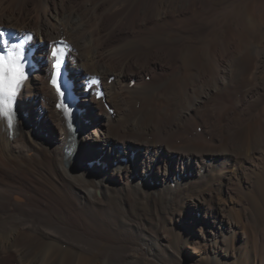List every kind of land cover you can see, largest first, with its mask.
<instances>
[{
  "label": "bare ground",
  "instance_id": "6f19581e",
  "mask_svg": "<svg viewBox=\"0 0 264 264\" xmlns=\"http://www.w3.org/2000/svg\"><path fill=\"white\" fill-rule=\"evenodd\" d=\"M241 6L0 0V36L31 33L36 64L24 68L14 126L0 118V264H183L168 238L177 222L197 232L184 213H202L210 240L225 226L227 254L241 239L238 210L246 263L264 264V49L229 38ZM59 45L79 98L74 133L50 84ZM223 194L234 207L215 202ZM205 254L195 247L188 264Z\"/></svg>",
  "mask_w": 264,
  "mask_h": 264
},
{
  "label": "rangeland",
  "instance_id": "374dc122",
  "mask_svg": "<svg viewBox=\"0 0 264 264\" xmlns=\"http://www.w3.org/2000/svg\"><path fill=\"white\" fill-rule=\"evenodd\" d=\"M222 1H224V0H222ZM250 1L251 0H239L240 5L242 4V6H241L242 9L240 8V11L238 12V14L233 19L232 25L230 27H227L226 29H228V35H229V38L232 40L234 47H238V46L241 48L248 47L249 49H250V47H255L256 48L255 51L256 50L260 51V50L264 49V2H263L264 0H262V1L261 0H252L251 1L252 4ZM148 78L149 77H147V80H149ZM238 93H240V92H238ZM238 93L236 94V97L238 96V98H241L242 93H240V94H238ZM106 106H107L106 108L109 109V111L111 112V115L115 114V108H110L109 105H106ZM248 123L251 125L252 122L249 121ZM96 128L101 129L100 125L98 123H95L91 127V131H93V134H97L96 131L99 132L98 134H101V132L98 129L95 130ZM200 130L201 129H199V131ZM207 138L209 139L210 137H207ZM127 162H128V160H127ZM92 165H90V166H92ZM225 166H226L225 168L228 169V168H231L233 165H229V166L225 165ZM141 173H142V170H141ZM234 173L237 177L240 176L239 177V180L241 181L240 183L244 188H246L247 184H246V180L244 177V173L242 171H240V169H235ZM98 194H99V192H98ZM218 199H220V200H218ZM217 200H218V202H217ZM219 201L225 202V205L228 207H230V205L233 207L235 206V205H232V203H231L232 198L229 197L228 194H225V195L223 194L222 196H220L219 198H217L215 200V202L217 204L219 203ZM208 204L213 205L214 202L209 201ZM236 209L238 210L239 208H236ZM238 211H239V213H238ZM238 211L235 212V217L238 215L236 218L240 222L238 221L239 223H238V226H236V228L240 232L242 231L241 233H239V234H241V239L236 240L237 242L233 241V244H231V246L229 247L230 249H229V251H227V254H226V251H224V249L227 248L226 245L224 244V242L227 239L230 240V238H228V236H230V232L225 230V226H222V228H219L221 232L219 231V236L217 235V237H214V240L212 239L213 236L211 234V237H209V238H211L212 240H210V239H208V236H210V235H207V233H206V228H208L209 225H208V223L207 224L203 223V221L201 220L202 219V213L201 212H197V213L196 212H192V213L189 212L187 214L184 213L183 218L187 217V219H189L190 221L193 220L194 218L197 219L198 222L195 225L197 232L194 234V232H192V230L190 228H184L185 224H183L182 222H177L176 225H178V228L180 229L181 232L174 233V235L171 234V236L168 238L171 242V245L181 254L183 264H186V263L188 264V263L192 262L191 255L193 254V250L195 247L206 249V254H205L206 259L204 260V264H211V263L212 264H235V263L236 264H247L246 258L244 257V252L242 250L243 248H240V247L243 246V242H244L242 240V239H244L243 231L244 232L248 231L247 229L249 227V223H248V219L246 218V215H245V217L243 215L244 211H241V210H238ZM222 231L225 232L227 237L223 236ZM249 231H250V229H249ZM202 232H203V234H202ZM209 233H210V231H209ZM187 235H190L189 238L188 237L185 238ZM193 237H194V239H193ZM175 238H179L180 240L178 242H174ZM137 246L138 245H136V246L134 245L133 248L136 249ZM237 250H238V252H237ZM235 258L237 259V261ZM244 259H245V261H244ZM6 260H7V262H11V264H17V262L13 261V259L11 258L10 255L9 256L7 255ZM60 261H61V259L55 260V263L60 264L61 263Z\"/></svg>",
  "mask_w": 264,
  "mask_h": 264
},
{
  "label": "snow or ice",
  "instance_id": "6c2138e0",
  "mask_svg": "<svg viewBox=\"0 0 264 264\" xmlns=\"http://www.w3.org/2000/svg\"><path fill=\"white\" fill-rule=\"evenodd\" d=\"M51 56L55 62L52 65L53 72L50 83L57 89V92H60L58 78L61 65L56 59L57 53L55 51L51 53ZM24 68L22 50L9 51L7 55L0 54V118L7 122L9 128L14 126L16 97L27 79Z\"/></svg>",
  "mask_w": 264,
  "mask_h": 264
}]
</instances>
